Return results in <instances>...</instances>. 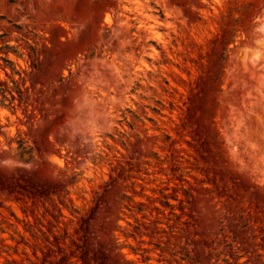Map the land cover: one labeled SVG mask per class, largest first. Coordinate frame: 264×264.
<instances>
[{
  "label": "rangeland",
  "instance_id": "1",
  "mask_svg": "<svg viewBox=\"0 0 264 264\" xmlns=\"http://www.w3.org/2000/svg\"><path fill=\"white\" fill-rule=\"evenodd\" d=\"M0 264H264V0H0Z\"/></svg>",
  "mask_w": 264,
  "mask_h": 264
},
{
  "label": "bare ground",
  "instance_id": "2",
  "mask_svg": "<svg viewBox=\"0 0 264 264\" xmlns=\"http://www.w3.org/2000/svg\"><path fill=\"white\" fill-rule=\"evenodd\" d=\"M107 20H108V18H107Z\"/></svg>",
  "mask_w": 264,
  "mask_h": 264
}]
</instances>
